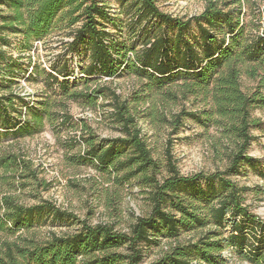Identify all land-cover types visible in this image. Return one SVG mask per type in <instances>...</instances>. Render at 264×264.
<instances>
[{
  "label": "trees",
  "instance_id": "obj_1",
  "mask_svg": "<svg viewBox=\"0 0 264 264\" xmlns=\"http://www.w3.org/2000/svg\"><path fill=\"white\" fill-rule=\"evenodd\" d=\"M159 1L0 0V62L7 60L3 48L11 45V36L19 35L30 47L34 40L49 36L59 22H66L69 26L78 24L69 34L72 41L67 46L69 51L75 52L82 47L89 51L91 62L84 69L86 81H92L97 74L114 78L124 67L146 79L150 85L165 86L182 79L179 88L188 94L186 96L212 98L215 114L237 141L229 167L210 175H182L170 142L166 150L169 172L159 180L156 175L160 172V165L143 136L137 115L117 89L100 83L93 93L75 91L74 97L93 95L95 101L100 96L109 99L114 121L123 133V136L109 139L106 148L95 142L94 135H91L86 156L79 157L94 160L102 167H116L118 162L129 165L132 171L125 180L139 176L145 184L153 186L150 190L151 213L138 217L130 232L118 231L108 223L93 225L83 221L78 231L63 235L52 233L43 241L22 234L13 238L20 230L32 229L45 214L55 221L74 215L51 201L27 206L10 195H4L0 198V205L12 236L0 241V264H143L144 245L159 244L162 238L172 239L175 244L168 243L167 249L163 248L164 254L151 264H193L194 260L224 264L226 260L222 251L225 248H231L241 262L264 264V220L244 204L243 192L247 188L239 187L232 178V175L239 174L241 166L254 165L257 161L249 155V149L254 140L252 130L256 122L253 112L264 106V94L259 91L246 93L241 78L244 69L257 75L262 68L264 32L248 38V25L242 21L236 8L248 0H233L232 3L208 0L200 15L189 18L163 11ZM125 5L136 9L130 21L144 33L150 31L151 35L145 38L141 52L133 60L127 54L122 57L118 39L107 27L109 23L119 22ZM161 25L170 28L172 33L155 34ZM193 25L200 34L201 50L187 38ZM226 35H229L228 39ZM73 72L67 61L59 69L60 74L71 75ZM53 79L58 81L54 75ZM61 86L69 90L67 81ZM170 94L173 95V91ZM16 96L13 92L0 93V134L30 132L43 121L40 114L33 122H22L16 117L15 113H20ZM189 115L197 116L196 113ZM176 118V129H179L183 118L181 115ZM123 156L125 159L120 161ZM32 166L24 155L5 152L0 147V169L12 175L19 173L20 177ZM181 193L190 199L214 202L210 216L188 203ZM227 221H231L232 233L223 237L218 230L223 229ZM247 226L252 234L246 232ZM195 228L208 230L195 241H180L182 232ZM155 232L158 235L155 236ZM122 247H126L127 252L119 251Z\"/></svg>",
  "mask_w": 264,
  "mask_h": 264
},
{
  "label": "rangeland",
  "instance_id": "obj_2",
  "mask_svg": "<svg viewBox=\"0 0 264 264\" xmlns=\"http://www.w3.org/2000/svg\"><path fill=\"white\" fill-rule=\"evenodd\" d=\"M207 1L160 0L159 6L176 17L189 18L200 15ZM227 1L232 3L233 0ZM124 8L119 22L109 23L107 27L118 39L122 57L127 54L133 60L141 52L145 38L151 35L150 31L144 33L130 21L136 9L128 5ZM236 8L242 21L248 25V38L264 32V0H248ZM76 27L78 24L69 26L66 22H59L49 36L34 40L30 47L17 35L11 36V45L3 48L7 60L0 62V93L13 92L17 95L15 103L20 113L16 112L15 115L22 122H33L37 114L43 116V121L30 132L0 134L2 150L24 155L33 164L20 177L19 173L12 175L0 169V198L10 195L27 206L51 201L74 215L55 221L45 214L32 229L20 230L13 238L22 234L43 241L52 233H74L81 229L83 221L93 225L108 223L118 231L130 232L138 217L151 213L150 190L153 186L145 184L139 176L125 180L132 171L129 165L118 162L116 167H102L94 160L86 161L79 157L86 156L91 135H94L95 142L106 148L109 139L123 136V133L114 121V110L109 99L100 96L95 101L93 95L74 97L75 91L93 93L100 83L117 89L137 115L143 136L160 165V172L156 175L159 180L169 172L166 150L170 142L180 173L185 176L226 171L237 148L232 131L215 114L212 98L186 96L188 94L179 88L182 79L165 86L150 85L146 79L122 67L114 78L97 74L91 78L92 81H86L84 69L91 62L89 51L85 47L75 52L69 51L67 46L72 41L69 34ZM155 32L172 33L170 28L163 25ZM226 36L228 39L229 35ZM187 38L201 50L200 34L195 25ZM66 61L71 71L74 70L71 75L59 73ZM261 67L257 75L244 69L241 79L246 93L259 91L264 94V64ZM53 75L58 81L53 79ZM63 81L68 82L69 90L61 86ZM172 91L173 95L170 94ZM189 113H196L197 116H190ZM178 115L183 120L176 129ZM253 116L256 122L249 155L257 161L254 165L241 166L239 174L232 175V178L239 187L247 188L243 192L244 204L264 220V106L255 109ZM124 159L125 156L120 161ZM180 196L210 216L214 202L190 199L182 193ZM3 215L4 209L0 205V241L12 236L10 224L5 225ZM247 227L246 232L252 234L250 226ZM207 230L195 228L182 232L180 241H195ZM218 231L223 237L229 236L232 233L231 221H227L224 228ZM154 234L156 236L158 232ZM165 244L167 241L164 238L159 244H145L143 264H151L161 257ZM119 251L127 252V248L122 247ZM233 257L235 260L228 264H241L235 252Z\"/></svg>",
  "mask_w": 264,
  "mask_h": 264
},
{
  "label": "built area",
  "instance_id": "obj_3",
  "mask_svg": "<svg viewBox=\"0 0 264 264\" xmlns=\"http://www.w3.org/2000/svg\"><path fill=\"white\" fill-rule=\"evenodd\" d=\"M112 7H115V5H112ZM164 240L167 241V244L172 243V242L175 244V241H173L172 239L168 240V239L164 238ZM167 244H165V246H164L166 249H167ZM222 255H223L224 259L226 260V263H224V264H228L229 262L235 260V257H233V252H232L231 248H227L226 250L222 251ZM193 264H208V263L205 261H202V260H194ZM241 264H249V263L248 262H241Z\"/></svg>",
  "mask_w": 264,
  "mask_h": 264
}]
</instances>
